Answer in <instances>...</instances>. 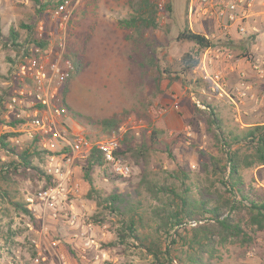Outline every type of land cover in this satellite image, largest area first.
<instances>
[{
    "label": "rangeland",
    "instance_id": "1",
    "mask_svg": "<svg viewBox=\"0 0 264 264\" xmlns=\"http://www.w3.org/2000/svg\"><path fill=\"white\" fill-rule=\"evenodd\" d=\"M131 1H80L73 17L68 55L82 59L83 69L80 74L73 73L68 94L62 98L72 119L93 139L119 133L123 141L129 135L127 145L121 141V157L131 165L132 174L121 178L113 175L108 166L96 167L92 173L94 190L103 196L115 192L125 195L128 205L142 217L137 219L139 232L159 240L162 236L156 231L159 219L154 211L163 207L168 196L156 195L148 185L180 186L178 177L186 172L187 183L196 197L202 193L211 199L225 195L212 163L215 157L224 164L225 154L216 136L217 127L210 122L208 105L215 110L226 132H240L264 123V0H252L243 20L246 32L240 30V19L223 30L221 25L226 19L217 14L226 3L239 0H211L210 4L193 0L192 14V0H151L157 12V26L140 32L119 25L120 20L132 15ZM158 1H164L163 10ZM46 12H39L32 0H0L4 37L8 38L14 28L20 33L21 44L31 33L33 39L41 24L48 27ZM187 27L214 42L222 41L213 48L217 53L205 56L209 49L199 50L193 43L178 41L179 32ZM5 38L0 42V95L16 89L12 72L25 47L18 51ZM191 50L199 53L201 64L194 72L179 75L180 59ZM210 57L213 62L209 63ZM229 65H240L241 71L238 66L228 71ZM166 69L171 73L166 74ZM245 70L251 75H244ZM215 75L220 79L215 81ZM3 105L0 104V138L14 133L9 138L12 146L29 147L18 123L10 124L16 121L15 113H9ZM172 109L177 112L175 120L170 115ZM105 120L112 121L114 126L105 127ZM180 120L183 127L177 124ZM142 145L147 152L137 154ZM41 152L35 165L47 173L51 169L48 153ZM241 153L249 150L244 147ZM0 159L10 161L13 156L0 148ZM84 165L86 160L76 156L70 166L63 164L51 178L13 175L10 182L0 179V193L7 191L12 201L24 205L41 189L60 183L64 189L56 211L38 210L35 215L16 209L10 200L0 196V264H34L39 255L46 259L41 264H49L54 256L51 258L45 252L44 235L51 242L60 241L57 253L65 251L67 264L150 263L151 257L132 238L121 243L117 237L122 221L130 220L128 210L126 217H122L90 198ZM242 174L246 186L263 197L264 165L243 168ZM24 215L31 216L33 231L26 226L28 218ZM248 233L254 238L252 242L231 241L217 246L218 264H264V232L254 235L249 228ZM36 238L43 244L42 254L33 242ZM87 240L92 241V248H84Z\"/></svg>",
    "mask_w": 264,
    "mask_h": 264
},
{
    "label": "trees",
    "instance_id": "2",
    "mask_svg": "<svg viewBox=\"0 0 264 264\" xmlns=\"http://www.w3.org/2000/svg\"><path fill=\"white\" fill-rule=\"evenodd\" d=\"M32 2L39 6L41 13L48 8L43 0H32ZM130 7L132 15L119 21L121 27L140 32L143 29L152 30L157 26V12L151 0H132ZM25 27L32 31L31 26L26 25ZM4 38L0 22V42H3ZM5 39L18 51L33 40L31 33L25 43L21 44L19 42L20 33L14 28L10 30L9 37ZM177 40L193 43L199 50L215 48L222 43V41L214 42L206 35L188 27L179 32ZM68 58L73 62L74 73L80 74L83 69V60L79 57L73 59L69 55ZM200 64L199 53L188 51L180 59L178 74H190ZM165 73L170 74L171 71L166 69ZM69 81L62 92L64 97L68 94ZM8 95V91H4L0 95V104H3ZM208 107L211 112L210 122L217 127L216 136L225 154V163L222 165L215 157L212 158L213 171L220 178L225 195L211 199L202 193L196 197L192 193L191 186L187 183L189 175L186 172H181L180 176L179 173H175V176H179L178 178L181 180L180 186L173 184L156 188L148 185L151 192L156 195L163 193L168 196V201L164 203L163 207L154 211L155 216L159 219L156 231L162 236L159 240L151 239L139 232L137 219L142 220V217L128 205L125 195L115 192L103 196L94 190L92 173L96 167L105 166L104 156L98 149L94 148L90 152L86 159V165L83 166L84 178L91 187L89 196L96 200L98 206L122 217H126L128 210L130 220L122 221L117 237L121 243L126 242L127 238H132L136 246L142 247L151 257L149 264H218L217 246L231 241L252 242L254 238L249 235V228H252L254 235L264 232V196L261 197L248 188L242 174L243 168L264 165V123L252 125L240 132H226L215 110L210 105ZM111 122L105 120L103 124L105 127L112 128L114 125ZM17 123L16 120L10 124L16 126ZM12 136H15L14 133L3 135L0 138V148L13 156L10 161L0 159V179L3 182H10L13 175L30 179L34 176L51 178L39 166L35 165L36 158L43 154L38 147L31 145L19 149L17 146L11 145L9 138ZM155 140L156 134L153 132L152 141ZM122 143L124 145L129 143L128 134ZM244 147L249 150V153H241V149ZM145 151L147 152L146 146L142 145L139 146L136 153L145 154ZM123 154L121 151L118 152L120 156ZM0 196L2 199L10 200L16 209L30 215L31 212L26 205L12 201L7 191L0 193Z\"/></svg>",
    "mask_w": 264,
    "mask_h": 264
},
{
    "label": "built area",
    "instance_id": "3",
    "mask_svg": "<svg viewBox=\"0 0 264 264\" xmlns=\"http://www.w3.org/2000/svg\"><path fill=\"white\" fill-rule=\"evenodd\" d=\"M80 1L43 0V3L48 5L46 9L48 27L45 28L41 24L37 35L25 45L13 75L16 89L5 98L3 107L9 113H15L22 136L29 141V146L36 145L39 150L48 153L51 169L47 174L50 176L58 174L63 164L70 166L76 156L86 160L90 152L96 148L104 156L105 166L110 167L113 175L127 178L132 174V167L118 155L122 147L120 134L114 133L104 139H93L72 119L63 102L62 92L75 71L72 60L68 58V46L73 17ZM202 1L204 4L211 2ZM157 5L161 10L164 9V1H158ZM251 6L252 0H239L226 3L223 8H219L217 14L226 19L221 28L226 31L230 24L240 19V30L246 32L243 20ZM193 11L192 0L190 13ZM208 12L206 10V13ZM219 79V75H215L214 80ZM242 86L244 87V84ZM63 194L61 183L49 189H41L32 198H28L26 207L34 215L38 210L56 211L60 203L59 198ZM26 217L28 218L26 226L29 231H33L31 216ZM72 222L74 223V219ZM33 242L39 248L35 239ZM51 245L58 248L60 241L54 240ZM92 246V241L87 240L84 248ZM59 256L61 264H66L64 256L60 253ZM250 256H253V252H250ZM42 262H46V259L40 255L34 260V264Z\"/></svg>",
    "mask_w": 264,
    "mask_h": 264
},
{
    "label": "crops",
    "instance_id": "4",
    "mask_svg": "<svg viewBox=\"0 0 264 264\" xmlns=\"http://www.w3.org/2000/svg\"><path fill=\"white\" fill-rule=\"evenodd\" d=\"M217 35L219 34V29H218V31L217 32H215ZM216 34H214V36L216 35ZM208 37V36H207ZM217 50H213V48H211V49H209V50H207L206 51V53H205V56L206 55H208V53H214V54H216L217 52H216ZM210 60L213 62V57H210ZM217 62V61H216ZM215 62V63H216ZM236 66H238V70L239 71H241V69H240V65H229V70L228 71H232V70H235V68H236ZM243 72V74L244 75H248V76H250L251 75V72H247L246 70L245 71H242ZM176 114H177V112H176V110H174V109H172L171 110V117H172V119H176ZM178 124V126H182L183 127V124H184V122H182L181 123V120H180V122H178L177 123ZM169 126H171V125H169ZM175 127L174 128H177V125H174ZM39 232H37L36 234H35V237H36V235L38 234ZM43 233L41 232L39 235H42ZM34 237V238H35ZM44 238H46V242H45V244H46V250H45V252H47L48 254H49V256L52 258L53 256H54V260H53V258L48 262L49 264H55L56 262H58L59 264H61V261H60V256H59V254L57 253V251H58V249L59 248H54V247H52V245H51V241H50V238L49 237H47L46 235H44ZM37 239V238H36ZM35 239V240H36ZM38 240V241H37ZM36 241L38 242V245H39V251H40V249H42L43 248V244H42V242L39 240V239H37ZM60 247V246H59ZM42 252H43V250L42 251H40V254H42ZM64 253L62 254L63 256H64V258H65V260H66V264L69 262L68 261V256H67V254L65 253V251H63ZM55 256H57L56 258H55Z\"/></svg>",
    "mask_w": 264,
    "mask_h": 264
}]
</instances>
